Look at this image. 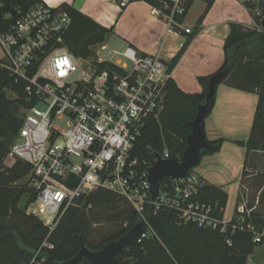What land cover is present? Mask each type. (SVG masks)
<instances>
[{
    "label": "built area",
    "instance_id": "2783aa9c",
    "mask_svg": "<svg viewBox=\"0 0 264 264\" xmlns=\"http://www.w3.org/2000/svg\"><path fill=\"white\" fill-rule=\"evenodd\" d=\"M131 1L121 0L120 6ZM190 1L170 0L166 5L169 13L156 11L175 29L182 24L177 19L186 15ZM69 23L64 12L40 5L20 15L9 32H0V46L6 54L0 67L26 83L29 107L5 164L12 167L20 160L31 166L38 196L28 214L53 231L78 199L103 188L125 198L142 219L143 233L137 243L157 237L146 215L150 206L156 213L162 208L175 213L180 223L216 228L220 221L213 216L212 206L193 200L203 180L192 170L182 179L164 178L169 181L161 183L159 201L154 203L149 170L157 158L150 163L136 155L147 121L158 118L163 109L170 79L166 63L128 47L121 56L130 67L109 62L121 74L101 69L99 65L106 61L94 64L65 47L47 50L55 34ZM57 42L62 43V38ZM162 157L170 159L169 152ZM76 180L77 185L71 187ZM221 223L224 232L229 223L224 218ZM262 238L264 231L255 241ZM227 243L231 245L229 240ZM43 248L52 250L54 245L46 241Z\"/></svg>",
    "mask_w": 264,
    "mask_h": 264
},
{
    "label": "trees",
    "instance_id": "16d2710c",
    "mask_svg": "<svg viewBox=\"0 0 264 264\" xmlns=\"http://www.w3.org/2000/svg\"><path fill=\"white\" fill-rule=\"evenodd\" d=\"M143 1L163 13H169L166 5L170 0ZM193 1L188 4L187 12ZM205 1L210 8L215 0ZM0 3L3 4L0 8L2 33L9 32L20 15L30 11L33 6L44 5L41 0H0ZM245 6L259 27L261 22L253 14L256 4L248 0ZM55 11L67 14L70 23L55 34L47 50L64 46L75 56L88 59L93 55L90 47L105 42L109 31L72 5L62 4ZM6 15L11 17L5 18ZM185 16L177 20L182 23ZM58 38H62V43L57 42ZM225 53V65L217 73L200 79L204 85L201 94L185 93L172 78L167 81L163 109L158 118L147 121L143 135L137 142L136 155L139 158L154 163V155H164L167 150L170 159L179 162L187 149V140L193 133L198 108L205 102L210 81L224 73L226 76L218 85L227 83L238 89L257 92L260 97L251 137L248 142L240 143L247 148L248 159L251 152L257 150L258 141H264V31L233 26ZM243 54L247 58L246 70L240 76L237 71ZM177 61L178 57L172 66ZM257 65H260L258 71L253 69ZM99 66L123 74L121 69L109 62ZM9 92L18 95V98L10 99ZM215 96L216 90L213 105ZM26 98V83L16 81L10 71L0 67V264H29L34 256L45 260V264H61L78 254L80 237L91 250H101L106 244L127 234L142 219L125 198L103 188L78 199L64 213L53 231L37 216L28 214L30 205L38 196V191L32 185L31 166L20 160L12 167L5 164L6 156L23 125L25 115L22 110L29 107ZM209 143L215 149L203 155L218 151L224 141ZM168 181L163 179V185ZM77 183L76 180L70 186L75 187ZM193 200L212 206L213 216L220 221L216 228L203 229L193 223H180L175 213L164 208L156 213L155 207L150 206L146 215L157 237L147 238L128 248L118 256L121 264H247L255 248L264 242V238L261 242L255 241L257 235L264 231V214L254 213L247 218L236 210L235 218L223 232L221 221L228 194L203 181ZM234 225L238 227L233 231ZM99 229L105 231L101 239H98ZM228 240L231 245L227 243ZM46 241L54 245V249H42ZM7 248L13 249L12 258H3L2 252ZM79 264L91 263L84 259Z\"/></svg>",
    "mask_w": 264,
    "mask_h": 264
},
{
    "label": "crops",
    "instance_id": "0c3cea01",
    "mask_svg": "<svg viewBox=\"0 0 264 264\" xmlns=\"http://www.w3.org/2000/svg\"><path fill=\"white\" fill-rule=\"evenodd\" d=\"M51 8L69 4L109 31L103 46L112 47L111 60L128 47L141 56L162 59L178 87L188 94H201V78L217 73L226 63L225 45L232 27L244 30L258 28L248 0H215L210 8L205 0H194L182 24L172 29L156 8L143 0H132L121 7V0H41ZM190 28L188 34L185 29ZM104 51V50H103ZM178 61L172 66L173 61ZM257 92L245 91L222 83L216 88L215 102L204 121L208 142L223 140L221 148L202 156L193 169L204 182L221 188L228 194L224 222L235 218L244 174L247 170L248 142L259 103ZM247 264H264V242L249 256Z\"/></svg>",
    "mask_w": 264,
    "mask_h": 264
},
{
    "label": "water",
    "instance_id": "95a60500",
    "mask_svg": "<svg viewBox=\"0 0 264 264\" xmlns=\"http://www.w3.org/2000/svg\"><path fill=\"white\" fill-rule=\"evenodd\" d=\"M261 26L264 29V19L261 22ZM224 76H226V73L210 81L205 102L199 106L198 114L193 122V133L187 140V149L182 160L178 162L172 159H163L162 155L158 153L154 155L157 158V162L149 170L150 192L154 203L159 201L161 183L164 178L182 179L186 177L199 164L204 153L215 149L206 139L204 121L212 110L216 87ZM142 233L143 222L138 220L127 234L117 241L106 244L101 250H91L80 237L81 248L78 254L71 260L61 264H79L84 259L91 264H121L118 256L124 254L128 248L135 245Z\"/></svg>",
    "mask_w": 264,
    "mask_h": 264
},
{
    "label": "rangeland",
    "instance_id": "374dc122",
    "mask_svg": "<svg viewBox=\"0 0 264 264\" xmlns=\"http://www.w3.org/2000/svg\"><path fill=\"white\" fill-rule=\"evenodd\" d=\"M256 4L255 10L253 11L254 16L262 22L264 19V10H263V3L262 0H250ZM40 5H35L31 8V10L36 9ZM258 30L264 31L261 24L257 28ZM108 35H106V38ZM64 47V46H63ZM103 43H97L90 47V49L93 52V55L88 58V60L94 64L100 63V60H111L112 58V47H109V50L102 51ZM66 48V47H65ZM67 49V48H66ZM245 54V52H243ZM241 56L240 64L238 67L237 75L242 76V74L245 72V64H246V56ZM114 59H121L122 63L128 64L130 67V64L128 61H126L121 54L114 56ZM6 60V54L2 47L0 46V61ZM260 65L253 66V69L259 70ZM264 77V75H263ZM253 83H250L249 85H252ZM8 96L10 99H16L18 98V95L15 93L9 92ZM23 114L25 115V111L22 110ZM25 117V116H24ZM24 119V118H23ZM241 209H243V213H241ZM237 211L239 214L250 217L254 213H262L264 214V141H258V147L257 150H254L251 152L248 164H247V170L244 174L243 179V187L240 193L239 202ZM100 235L98 236V239H101V235L105 233L104 230L99 229L97 231ZM13 249L7 248L5 251H3V258L9 259L13 257ZM29 264H45V260L37 259V256H34Z\"/></svg>",
    "mask_w": 264,
    "mask_h": 264
}]
</instances>
